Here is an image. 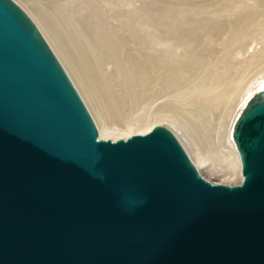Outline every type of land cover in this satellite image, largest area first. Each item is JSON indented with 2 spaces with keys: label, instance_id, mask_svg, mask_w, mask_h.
<instances>
[{
  "label": "water",
  "instance_id": "1",
  "mask_svg": "<svg viewBox=\"0 0 264 264\" xmlns=\"http://www.w3.org/2000/svg\"><path fill=\"white\" fill-rule=\"evenodd\" d=\"M233 138L236 184L165 125L101 138L36 21L0 0V264H264V89Z\"/></svg>",
  "mask_w": 264,
  "mask_h": 264
},
{
  "label": "bare ground",
  "instance_id": "2",
  "mask_svg": "<svg viewBox=\"0 0 264 264\" xmlns=\"http://www.w3.org/2000/svg\"><path fill=\"white\" fill-rule=\"evenodd\" d=\"M16 1L31 13L70 72L100 128L101 138L117 140L145 134L158 122L178 136L201 172L220 160L231 168L239 164L241 172L233 125L247 102L264 89L263 85L246 99L241 96L244 74L264 66V47H252L241 73L231 77L230 51L219 52L216 44L228 28L235 30L234 41L246 40L252 32L249 26L260 19L264 24V9H249L225 24L215 16L200 15L220 14L223 9L219 6L164 5L150 14L149 33L144 40L150 54L142 58L138 46L143 40H133L126 34L134 27L125 22L121 31L111 25L106 12L109 4L132 0H44L52 22H47L40 9L36 12ZM253 38L252 44L260 43ZM235 100L241 108L236 106L230 112ZM121 128L123 133H114Z\"/></svg>",
  "mask_w": 264,
  "mask_h": 264
},
{
  "label": "rangeland",
  "instance_id": "3",
  "mask_svg": "<svg viewBox=\"0 0 264 264\" xmlns=\"http://www.w3.org/2000/svg\"><path fill=\"white\" fill-rule=\"evenodd\" d=\"M18 1H20L22 4H24V6L33 7V10H36V12H38V10L40 9L39 11H41L44 15L46 14L45 16L47 17V20H49V21H47V20L46 21L52 22L51 16L49 14L47 5H45L44 0H39L40 3L38 2V0L37 1L36 0H32V1L31 0H18ZM42 3H44V4H42ZM187 3H194L197 5H203V6L207 7L208 9H209V7L211 9H213V7L215 8V6L221 7L223 9V11L220 14L214 15L213 13L208 14V13L203 12L200 15H202V16H210V15L215 16L218 19H221V21H223L225 24H229V22L239 18L243 13L247 12L249 9H250V11H252V10L258 11V10L264 9V0H132L131 3L123 1L117 5L109 4L107 6L106 12L110 18L109 21H110L111 25L118 26L121 29V26L124 25L125 22H129V24L134 27L133 31H130V29H129L128 30L129 33H126V34H129L131 39H133V40H136V39L137 40H143L142 43L140 44V46H138V49H139L140 55H142V58H144V56L149 57V54H150L149 45H146V42L144 40H145V38H147L148 33H149V18H150L151 12L155 9H158V8L160 9L164 5H167V4L180 6V5H187ZM44 6H46V7H44ZM131 10H133V12H131ZM47 14H49V15H47ZM256 21L257 22H254L251 26H249V30H251L252 32L250 34H248L249 37L246 40H244L243 42L239 43L237 41H234L235 36L233 34H234L235 30L230 29V28H228L226 30V33L224 34V36H222L217 41L216 49L219 52L226 50V49H229V51H230L229 73H230L231 77L238 76L241 73V70L245 66L244 64H246L243 60L247 59V57L248 58L250 57V54L253 51L252 47H256L257 49L264 47V24L260 23V22L263 23V21H261V19L256 20ZM121 31H122V29H121ZM253 37H255L256 40L258 39V41H260V43L257 45L255 43L252 44L253 41L250 38L254 39ZM245 41H246V43H245ZM239 50L242 51L241 53L243 55L237 54V53H239ZM69 74H70V72H69ZM70 76H71V74H70ZM263 85H264V66L258 67L257 69L251 70L250 72H246L244 74V81H243V88H242L243 93L241 94V96L244 95V99H246V97L248 95H250L252 92H254L256 89L260 88ZM247 89H249V90H247ZM78 90H79V88H78ZM241 96L239 97L238 101L241 99ZM222 105L223 104H220V109H222V107H221ZM239 105H238V102H236V100H235L232 103V107L230 108V112L234 111V108H236V106L239 110L241 108V103ZM217 110H218V108H216L213 112L217 113ZM234 116H236V112L230 117V128H231V124L233 122V119L235 118ZM165 123H167V122H165ZM157 124H158V122L155 123V125H157ZM155 125L153 124V127ZM134 129H137V127H135ZM173 129H174V127H173ZM117 131L120 133H123L125 130L122 128L116 129L114 131V133L116 134ZM228 144L231 148L234 147L231 139H230V142ZM220 161H222V160H220ZM220 161H217L216 164H214V166L210 170H202V174L204 175V177L211 180L212 182H215V183L223 182V183H228V184H236V183L241 182L242 175L240 172V165L238 164L237 167L231 168V167H227L226 163H224L223 161L222 162H220Z\"/></svg>",
  "mask_w": 264,
  "mask_h": 264
}]
</instances>
